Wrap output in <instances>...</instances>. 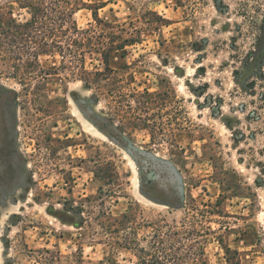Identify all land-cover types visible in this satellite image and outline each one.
I'll return each instance as SVG.
<instances>
[{"label": "rangeland", "instance_id": "obj_1", "mask_svg": "<svg viewBox=\"0 0 264 264\" xmlns=\"http://www.w3.org/2000/svg\"><path fill=\"white\" fill-rule=\"evenodd\" d=\"M66 1L64 52L0 61V264H138L126 215L264 264V0Z\"/></svg>", "mask_w": 264, "mask_h": 264}, {"label": "trees", "instance_id": "obj_2", "mask_svg": "<svg viewBox=\"0 0 264 264\" xmlns=\"http://www.w3.org/2000/svg\"><path fill=\"white\" fill-rule=\"evenodd\" d=\"M22 8L29 9L32 15L27 23H19L16 20L5 24L4 16L0 13V61L20 60L21 54L30 55L37 62L41 55H50L56 49L64 52L62 42L56 41L60 38L59 33L67 32L69 21L65 15V9H69L66 0H23ZM96 20L98 15L94 14ZM76 30V23H73ZM111 27V25H108ZM112 37V35H110ZM54 38V40H53ZM51 39L52 41H49ZM90 43L92 39H89ZM109 43L110 48L104 55V76L105 80H111L110 75L115 71L110 66V54L114 51H121L126 48L127 42L114 45ZM69 47L67 49L69 50ZM16 56V57H11ZM34 65H30V67ZM114 98L113 94H110ZM122 223V229L118 231L121 240V247L134 250L139 260L138 264H210L207 260L205 244L201 241V235L197 227L191 225L171 227L167 231L156 229L149 248L141 247L136 239L130 237L129 216L126 215ZM230 251H228V254Z\"/></svg>", "mask_w": 264, "mask_h": 264}, {"label": "water", "instance_id": "obj_3", "mask_svg": "<svg viewBox=\"0 0 264 264\" xmlns=\"http://www.w3.org/2000/svg\"><path fill=\"white\" fill-rule=\"evenodd\" d=\"M114 141H117L115 138H112Z\"/></svg>", "mask_w": 264, "mask_h": 264}]
</instances>
